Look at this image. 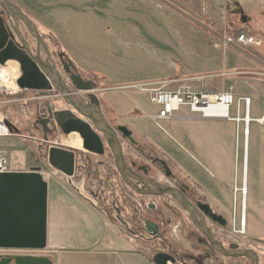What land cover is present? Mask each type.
<instances>
[{
	"label": "rangeland",
	"instance_id": "1",
	"mask_svg": "<svg viewBox=\"0 0 264 264\" xmlns=\"http://www.w3.org/2000/svg\"><path fill=\"white\" fill-rule=\"evenodd\" d=\"M15 1L35 17L41 35L52 49L65 51L83 75L96 78L107 116L125 123L134 132V138L157 145L160 155L171 156L172 168L182 166L187 169L182 170L184 173H201L203 183L219 190L231 203L232 185L237 181L238 186L243 184V167L247 164L250 201L246 234L251 242L246 244L264 251V132L257 123L252 124V135L260 139L256 143L252 140L245 164L243 123L176 118L162 121L160 128L147 116L155 111L147 95L125 88L129 84L169 80L175 81L173 87L233 88L238 97H250L251 104L256 106L252 115L261 116L264 45L227 48L222 38L239 32L263 36L264 0ZM19 68L11 67V73H20ZM0 83H4L2 79ZM17 94L21 95L16 97ZM17 94L0 95V109L16 130L11 137H0V156L10 159L11 169L42 170L48 178L54 168L46 151L53 142L64 145L68 136L51 135L44 142L39 120L52 104L47 105L46 98L34 99L37 95L43 97L42 92L21 90ZM216 133L236 143H225ZM236 134L240 142L236 141ZM193 156L205 166L208 159L211 172L207 173ZM76 166L74 187L83 190L84 186L97 184L83 175L79 181L81 159ZM238 196L242 198L239 191ZM107 231H111L110 226ZM131 247V243L125 247L104 238L93 248L104 250L101 255L73 249L66 251L63 263L149 264L129 259L126 251ZM113 250L118 254H113Z\"/></svg>",
	"mask_w": 264,
	"mask_h": 264
},
{
	"label": "flooded vegetation",
	"instance_id": "2",
	"mask_svg": "<svg viewBox=\"0 0 264 264\" xmlns=\"http://www.w3.org/2000/svg\"><path fill=\"white\" fill-rule=\"evenodd\" d=\"M10 1L20 6L29 20L38 27L35 17L29 11L15 0ZM0 17L9 30L14 31L16 26L20 28L33 54L47 60L50 67L57 70L66 83L67 89L74 95L73 98L84 104L85 109L94 115H97L98 106L92 103V95L98 97L101 111L119 141L126 165L127 180L119 172L113 152L96 124L67 104L58 89L42 92L43 98L48 101L47 105L52 106L47 113L41 114V119L47 117L53 122L54 111L71 110L88 121L103 142V155L82 150V144L81 147H77L64 142V145L53 142L46 151L49 152L51 147L57 146L75 153V172L68 178L72 186L75 185L73 179L77 175L78 159L82 162V167L79 168L81 170L79 181L82 180L80 175L96 181V187L93 186L96 189L91 185L84 186L83 190L78 187L77 190L83 200L99 213L111 228V231H107L108 226L105 225V229L98 234L124 235L132 245L126 251L128 258H135L136 261L142 258L149 264H156L153 258L158 253L171 257L173 261L169 259L166 264H264V251L247 245L251 239L247 238V234L236 231L241 200L242 204L244 201L243 196L242 198L238 196V181L232 185L234 192L230 203L219 190L205 185L201 180L202 176L196 171L189 174L182 171L184 169L182 166L172 168L171 156L168 158L160 155L157 145H150L144 139L134 138V132L125 123H118L107 116L94 76L83 75L72 58L63 50L52 49L51 44L47 43V39L43 38L41 33L47 48L46 50L43 47L39 48L27 24L20 17L18 22L14 21L1 5ZM16 42L20 44L17 38ZM72 76H80L81 84L92 86L94 89H77L72 82ZM55 103L58 105L55 106ZM48 126L46 133L43 130L44 142H47L48 136L63 134L55 123ZM120 126H126L132 132L131 135L125 136L118 129ZM84 192L87 196H84Z\"/></svg>",
	"mask_w": 264,
	"mask_h": 264
},
{
	"label": "water",
	"instance_id": "3",
	"mask_svg": "<svg viewBox=\"0 0 264 264\" xmlns=\"http://www.w3.org/2000/svg\"><path fill=\"white\" fill-rule=\"evenodd\" d=\"M0 5L9 17L18 22L20 17L28 26L29 31L37 40L38 47L46 50V43L37 25L29 20L21 7L10 0H0ZM16 38L20 44L16 42ZM9 60L19 63L21 74L17 80L22 90L46 92L58 89L65 102L85 118L95 123L102 132L113 152L116 166L122 177L126 179V165L119 141L114 136L113 129L102 113L99 99L92 95V103L98 106L97 115L88 112L85 105L77 102L73 94L67 89L57 70L50 67L47 60L33 54L29 42L23 36L19 27L9 30L0 17V63ZM81 77L72 76L74 86L79 90H91L92 86L81 84ZM53 122L49 118L39 120L44 132L48 131V124L55 123L65 136L78 134L85 146V150L104 154L103 142L91 124L77 116L71 110H56L52 114ZM7 123L15 128L10 121ZM129 137L131 131L126 126L118 128ZM49 164L64 175L71 177L75 172V153L60 147H51L48 152ZM48 220V180L38 170L13 171L0 173V248L2 249H32L42 250L47 247ZM171 260L168 254L158 253L153 261L156 264H166Z\"/></svg>",
	"mask_w": 264,
	"mask_h": 264
},
{
	"label": "crops",
	"instance_id": "4",
	"mask_svg": "<svg viewBox=\"0 0 264 264\" xmlns=\"http://www.w3.org/2000/svg\"><path fill=\"white\" fill-rule=\"evenodd\" d=\"M254 106L253 104H251L250 117L253 118V120L251 121L249 128V151L246 152V156H249L252 140L256 143L260 139L252 135V124L257 123L256 125L258 126V128H260L264 132V112L261 116H253L252 114ZM258 118H262V121H260L262 124L256 120ZM216 135L218 134L216 133ZM218 136H220L222 141L225 143H233V145L236 143H234L233 141H228L226 137L222 136V134H219ZM261 139L262 141L264 140V138ZM236 141L240 142L239 134H236ZM195 160L198 161V158H195ZM198 163L205 168L207 173L211 172L209 169L211 165L208 159L205 162L206 166L200 161H198ZM211 164L212 166H215V162H211ZM13 171L22 170L12 169V172ZM42 175L45 176L44 174ZM47 180V247L42 250L0 248V264H64L63 257L67 253L66 251H70L73 249H80L88 253L101 255L104 250L94 251L93 248L98 247L102 243L104 238L112 244L118 242L125 247L129 246L131 242L122 234H98L105 229V225L107 224H104L103 218L100 216V214L94 211L88 205V203L83 200L77 188L72 186L68 182V178H62L60 175L52 173L50 176H48ZM53 180L54 184L52 185ZM201 180L203 182V177L201 178ZM249 201L250 200L247 197L245 214L246 218ZM86 227L88 228V230H85ZM86 231H90V233L88 232V234ZM92 236H94L95 238L92 239ZM115 252L117 251H112L113 254H115ZM141 261L146 260L141 258L140 262Z\"/></svg>",
	"mask_w": 264,
	"mask_h": 264
},
{
	"label": "built area",
	"instance_id": "5",
	"mask_svg": "<svg viewBox=\"0 0 264 264\" xmlns=\"http://www.w3.org/2000/svg\"><path fill=\"white\" fill-rule=\"evenodd\" d=\"M223 43L227 48H234L238 46H255L262 47L264 45V35L257 36L245 32H239L234 36H224ZM3 64L0 63V71ZM20 69V68H19ZM15 76L17 82L19 76ZM174 80L163 82H145L139 84H130L127 88H132L145 93L149 102L155 106V111L148 114V117L160 128H162V121L173 120L176 118H198L208 120H227L237 124L243 123V134L245 137L249 136L250 123L253 118L250 117L251 98L246 96L238 97L233 88L229 90H217L206 88H194L191 85L178 87L171 86ZM22 89L11 91L0 87V94L6 92L7 95H15ZM39 93L38 91H36ZM9 93V94H8ZM43 98L37 95L34 99ZM3 102L0 101V106ZM232 111L234 115H232ZM259 123L262 118L256 119ZM8 119L0 109V137H11L16 133L15 128L7 123ZM262 124V123H261ZM12 172L10 159L7 156H0V173ZM42 174L44 172L39 171ZM57 175L69 178L54 168ZM46 174V173H45ZM44 174V175H45ZM48 174L47 176H50ZM242 185L238 187L239 192L242 193ZM236 231L240 234L247 233V226L245 222V211L241 201L240 215L237 220Z\"/></svg>",
	"mask_w": 264,
	"mask_h": 264
},
{
	"label": "bare ground",
	"instance_id": "6",
	"mask_svg": "<svg viewBox=\"0 0 264 264\" xmlns=\"http://www.w3.org/2000/svg\"><path fill=\"white\" fill-rule=\"evenodd\" d=\"M5 66L2 65L1 67V71H0V80L2 79L3 80V84L0 83V87H3L4 89H7V90H11V91H16L18 89V84L15 80V76L17 74H12L11 73V67H14V68H18L20 66H18V62L15 61V60H9L6 64H4ZM10 66V67H9ZM130 85V84H129ZM127 88V87H125ZM78 134L76 133H72L70 134L69 136V139L68 140H64L63 142L64 143H70V144H73L74 146H77V147H81V144H82V147L83 149H85V146L83 144V141L81 139V137L79 136V138H77ZM248 137H245V143H244V158H245V164L247 163V156H246V150H247V143H248ZM243 184H242V193H243V208H244V211L246 210V205H247V195H248V186H247V179H248V175H247V164H246V168L243 167ZM247 219V218H246Z\"/></svg>",
	"mask_w": 264,
	"mask_h": 264
},
{
	"label": "trees",
	"instance_id": "7",
	"mask_svg": "<svg viewBox=\"0 0 264 264\" xmlns=\"http://www.w3.org/2000/svg\"><path fill=\"white\" fill-rule=\"evenodd\" d=\"M0 95H1V94H0ZM20 95H21V94H17L16 97H17V96H20Z\"/></svg>",
	"mask_w": 264,
	"mask_h": 264
}]
</instances>
